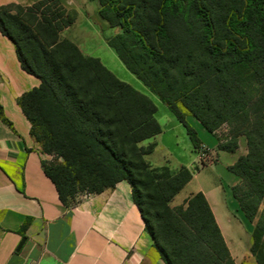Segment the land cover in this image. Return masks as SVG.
Wrapping results in <instances>:
<instances>
[{
	"label": "trees",
	"instance_id": "16d2710c",
	"mask_svg": "<svg viewBox=\"0 0 264 264\" xmlns=\"http://www.w3.org/2000/svg\"><path fill=\"white\" fill-rule=\"evenodd\" d=\"M93 1L99 18L117 30L106 45L185 127L196 150L188 114L217 137L220 151L235 152L245 140L246 154L227 169L236 178L230 191L252 225L249 253L264 264V0ZM75 19L59 0L0 6V32L21 68L40 81L17 102L41 154L62 158L42 163L60 201L72 206L85 187L97 194L125 180L165 264H234L201 193L169 205L191 172L146 161L154 144L141 143L160 133L153 102L60 38ZM223 124L222 140L216 130Z\"/></svg>",
	"mask_w": 264,
	"mask_h": 264
},
{
	"label": "crops",
	"instance_id": "0c3cea01",
	"mask_svg": "<svg viewBox=\"0 0 264 264\" xmlns=\"http://www.w3.org/2000/svg\"><path fill=\"white\" fill-rule=\"evenodd\" d=\"M37 1L0 0V5L29 6ZM59 2L65 9L76 13L74 23L61 32L65 39L86 56H93L95 47L106 48L105 40L67 38L70 35L65 33L86 22V15L77 11L76 0ZM97 10L98 4L94 7L96 17ZM99 21L105 27V21ZM94 41L97 46L87 48ZM39 84L37 77L21 68L14 44L0 32V264H165L145 231L127 181L121 180L100 193L83 196L72 206L60 201L54 184L44 173V155L31 136L30 123L17 102L19 97ZM153 104L160 133L143 141L145 144L141 143L143 146L154 144L152 152L145 157L146 161L152 167H167L172 172L183 166L192 174L190 181L173 198V205L201 193L234 264H256L249 253L250 243L242 248L226 238L228 233L224 228H229L232 213L220 196L219 184L203 176L200 179L203 168L209 166L210 173H215L212 165L222 159L227 161L225 166L229 168L245 151L240 148L232 153L218 150L217 137L213 134L210 135L216 141L210 148L194 129L199 144L196 150L185 127L166 106L161 108L162 114L158 116L159 109ZM201 147L205 152L203 159H200ZM172 149L185 152L188 160H180ZM156 155L158 158L151 161ZM197 178L200 182L180 197Z\"/></svg>",
	"mask_w": 264,
	"mask_h": 264
},
{
	"label": "rangeland",
	"instance_id": "374dc122",
	"mask_svg": "<svg viewBox=\"0 0 264 264\" xmlns=\"http://www.w3.org/2000/svg\"><path fill=\"white\" fill-rule=\"evenodd\" d=\"M76 2L79 7L77 11L80 10L81 14H85L87 21L82 23L81 26L78 25V27H76L75 29H70L69 33L66 32L65 35L67 36L70 35L67 38L70 39L71 37V39L79 38L81 40H95V41L103 40L104 42L106 38L110 37L111 35L117 32L116 29L108 28L106 23L104 27L103 23L99 21L100 19L99 16H97L98 18L95 16L94 7L97 6V3L95 1L76 0ZM0 6H4V5H0ZM60 38L61 39L64 38L63 35H61V33H60ZM95 41L94 43L90 42L89 46L88 47L86 46V47L89 48L93 46L94 44L95 46H97V43ZM95 48H96V51L91 57L98 59L109 71L114 73L116 77H118L120 80L129 84L131 87L139 91L141 94L150 98L158 107L159 109L158 116H160L162 114L161 108L165 107V105L159 100V98L154 93H152L147 87H145L140 81H138L133 74H131L129 71L125 69L124 65L120 62L118 57H116V54L111 49H109L107 46L104 49L101 46H100V49H98L97 47ZM31 49L32 50L30 51H34L33 50L34 48H31ZM186 122L191 128L198 131L199 137L202 139V141L205 144L209 145L210 148L214 147L215 141H216L215 138L212 135H210V133L205 131V129L191 115L188 114L186 116ZM227 132H228V126L225 124H223L216 130V134L222 140L227 135ZM238 142H239L238 149L240 148V151L244 150L246 154L245 140L243 138H240ZM145 143L146 142H143V144ZM172 152L173 154L177 155L180 158V160H184V161L188 160V157L187 155H185V152H181L178 149H172ZM237 153H239V151L236 152L235 154ZM226 156H230V154H227ZM157 158L158 157L156 155L152 157L151 161ZM44 162L47 163L48 165L60 164L62 163V158L57 157L55 155L45 154ZM226 162H227L226 160L222 159V160H219L218 163H214L212 166L215 167V171H214L215 173H210L209 166L206 168H203L200 179L203 176L206 179L211 180V182L217 181V183L219 184L220 196H222V198L225 199L227 208H229V210L232 213L231 217H229V220H228L230 221L229 228L227 229L224 228L225 232L227 231L228 233V236L226 238L230 240L232 244L245 248L249 243H251L250 233H251L252 225L243 219L241 213L237 209L235 200L233 199L231 195L230 188H231L232 183H234V181L236 180V178L234 177L233 174L228 172L227 170L228 167L225 166ZM200 179L197 178L193 181V183L188 185V187L182 192L180 197L183 196L186 192H188V190L192 189L193 186L198 184L200 182ZM239 183H240L239 181L235 182V184H239ZM92 188L93 186L91 187L88 186V187H85L84 189L79 190L76 194V198L80 199L83 196L91 195ZM169 205L171 207L174 206L173 199L169 203ZM262 211H263V208L262 206H260L253 219V226H256L259 220V217L261 216ZM252 235L253 237L259 236V232L257 231L256 228H254ZM260 238H261V241L263 242L264 233L260 234Z\"/></svg>",
	"mask_w": 264,
	"mask_h": 264
},
{
	"label": "built area",
	"instance_id": "2783aa9c",
	"mask_svg": "<svg viewBox=\"0 0 264 264\" xmlns=\"http://www.w3.org/2000/svg\"><path fill=\"white\" fill-rule=\"evenodd\" d=\"M200 153H201V154H200V159H203L204 156H205V155H204V153H205V152H204V147H201V148H200Z\"/></svg>",
	"mask_w": 264,
	"mask_h": 264
}]
</instances>
